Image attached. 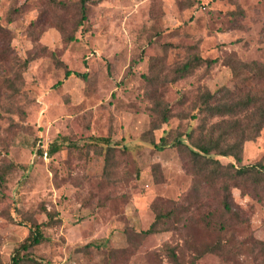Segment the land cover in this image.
<instances>
[{
    "label": "rangeland",
    "instance_id": "1",
    "mask_svg": "<svg viewBox=\"0 0 264 264\" xmlns=\"http://www.w3.org/2000/svg\"><path fill=\"white\" fill-rule=\"evenodd\" d=\"M78 6L0 0V264H12L34 225L44 240L21 250L19 264H173L170 249L189 264L191 243L219 237L196 225L207 206L218 208V187L196 200L176 148L154 145L167 130L169 143L189 126L198 132L202 116L191 118L202 91L264 95L263 81L233 75L225 62L264 64V0H87L81 25ZM193 54L217 62L173 82ZM158 103L168 118L153 130ZM54 143L61 149L49 155ZM256 162L264 166V127L243 145L240 163ZM231 194L246 223L222 240L246 244L228 262L206 254L196 264H264L262 251L246 250L250 239L264 242V193ZM173 202L188 208L181 220L164 218L167 230L141 235Z\"/></svg>",
    "mask_w": 264,
    "mask_h": 264
},
{
    "label": "trees",
    "instance_id": "2",
    "mask_svg": "<svg viewBox=\"0 0 264 264\" xmlns=\"http://www.w3.org/2000/svg\"><path fill=\"white\" fill-rule=\"evenodd\" d=\"M86 2L87 0H79L77 25H81L82 22L86 21ZM54 3L61 8L66 7L63 2L54 1ZM61 34L66 41L74 40L72 34L64 32H61ZM1 56V58L6 59V52L2 53ZM27 62L26 59L23 64L26 65ZM216 62L217 59H204L197 54H193L173 69V82L190 75L199 67L209 69ZM225 62L230 67L233 75L246 71L253 79L264 82V64L257 61L242 62L231 56ZM80 76L83 79L86 78L84 74ZM241 91L242 88L233 91L227 86H222L213 92L202 91L197 96L193 106L195 115L191 118L195 120L198 115L202 116L197 128L198 132L194 134V129L189 126L184 133V138L181 134H177L169 143L167 136L170 131L167 130L161 135L159 142L154 145L159 149H164L169 145L176 148L183 161V167L193 176L194 184L191 193L194 194L196 200L201 199V196H203L201 191L204 188L215 189V187H218L214 196L218 208L211 209L210 206H207V210L201 215L200 223L198 221L196 225H202L208 230L216 231L219 237L216 240H207L200 244L191 243L193 258L189 264H196L197 260L206 254L219 255L225 263L228 262L227 255H232L235 249L242 251V246L246 242L236 244L230 242L227 244L225 240H222L223 234L229 231L234 233L239 225L246 223L245 218H242L240 214V208L233 202L231 189L237 188L241 194H250L258 200L262 199L260 194L264 193V166L262 163L256 162L248 165L240 163L244 143L254 140L264 127V95H251L249 91L246 93ZM159 104L155 105L154 113L160 118L153 124V130L160 128L162 124L167 122L168 118L166 108L158 110ZM213 118L216 121L211 123L210 119ZM93 141L98 143V146L102 149H110L108 138H96ZM60 149L61 145L54 143L48 153L52 155ZM38 153L41 154V151ZM212 155L232 157L237 166L233 163L224 165L218 159L213 158ZM188 197H190V193L187 195V199ZM186 212H188L187 207L173 202V208L165 213H157L149 227L141 231L140 234L150 236L161 230H167L164 229V218L169 220L170 217H173L179 222L181 214ZM48 216L51 222L56 220L51 214ZM234 238L232 239L234 240ZM43 240L44 237L40 227L34 225L24 241L15 249L12 264H19L25 259L26 255L21 254V250L27 251L42 243ZM247 243L250 245L246 249L248 254H252L255 250L264 253V242L250 239ZM170 259L173 264H181L177 251L174 249H170Z\"/></svg>",
    "mask_w": 264,
    "mask_h": 264
}]
</instances>
